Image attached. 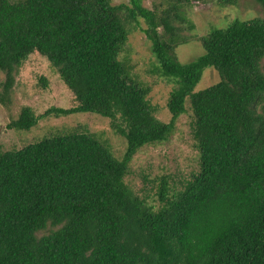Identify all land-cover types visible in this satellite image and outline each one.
<instances>
[{"label":"trees","instance_id":"16d2710c","mask_svg":"<svg viewBox=\"0 0 264 264\" xmlns=\"http://www.w3.org/2000/svg\"><path fill=\"white\" fill-rule=\"evenodd\" d=\"M209 1L240 0H152V8L143 0H0L2 102L34 52L77 102L42 115L25 106L8 128L91 112L127 143L121 159L84 131L0 148V264H264V18L212 29L199 39L204 53L181 63L175 50L188 40L184 24L193 27L185 8ZM136 29L156 72L176 84L167 123L155 115L150 85L121 59ZM207 68L219 80L196 91ZM187 99L199 172L180 189L168 176H144L153 186L136 192L126 180L133 158L169 139Z\"/></svg>","mask_w":264,"mask_h":264},{"label":"rangeland","instance_id":"374dc122","mask_svg":"<svg viewBox=\"0 0 264 264\" xmlns=\"http://www.w3.org/2000/svg\"><path fill=\"white\" fill-rule=\"evenodd\" d=\"M127 1L112 0L116 4ZM143 4L148 8L153 7L152 0H143ZM185 13L193 27L190 29L188 23L183 26V35L188 37V40L178 45L175 50L181 63L191 62L204 53L199 39L212 29L227 27L236 19L264 18V9L253 0H240L237 5L224 7L213 1L192 2L185 8ZM142 24L145 26L144 22ZM125 56L129 59L136 78L150 85L148 98L156 109V117L163 122H169L171 113L167 102L176 84L156 72V58L151 52L150 42L141 30H133L130 34L121 59ZM5 80L6 74L0 71V96L4 94ZM218 80L217 71L207 68L196 91L209 87ZM5 97V102L0 98V148L3 151L20 149L51 135L80 131L96 135L119 159L126 150V140L115 132L111 120L97 113L50 115L41 118L30 130L8 128L25 106L31 107L36 115H42L51 107L68 109L77 105L73 92L62 81L56 69L37 52L31 54L18 69L14 84ZM185 105L186 111L177 118L175 130L169 139L160 144L143 147L133 158L130 165L132 173L126 180L136 192L142 193L143 185L146 188L153 186L144 182V176L148 180L168 176L170 186L180 189L185 180L199 172V151L194 148L195 140L190 127L193 114L189 99ZM155 191L154 189L149 194L153 195ZM152 201L153 199L149 198V202Z\"/></svg>","mask_w":264,"mask_h":264}]
</instances>
